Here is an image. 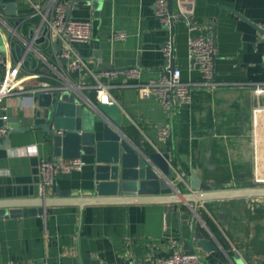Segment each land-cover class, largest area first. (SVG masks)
<instances>
[{
	"label": "crops",
	"instance_id": "0c3cea01",
	"mask_svg": "<svg viewBox=\"0 0 264 264\" xmlns=\"http://www.w3.org/2000/svg\"><path fill=\"white\" fill-rule=\"evenodd\" d=\"M98 1V8L78 2L71 8V16L91 21L90 40L72 46L93 73L118 71L104 82L122 108L120 128L125 136L146 154L170 148L173 182L181 194L198 191L191 188L192 172L208 186L260 184L264 129L262 97L254 84L264 81V0H173L170 10L178 14L174 31L162 25L156 13L158 0ZM0 11L16 24L33 9L28 0H17L16 14ZM25 29L29 31L27 25ZM116 31L126 36L116 38ZM193 35L214 40L218 84L194 86L190 103L166 109L157 96H144L136 84L159 78L171 63L162 50L171 36L174 63L183 79L202 81L189 56ZM8 39L9 34L0 32V50ZM46 42L36 43L50 55ZM16 44L22 50L23 45L11 42L18 57ZM26 64L37 69L38 62L30 55ZM131 67H140L141 75L129 76L125 71ZM71 76L96 83L91 73L72 71ZM84 91L99 103L93 87ZM4 104L0 117H19L22 125L32 124L37 95H12ZM165 126L170 132L162 138ZM46 139L41 128H32L13 132L9 143L0 142V202L55 196L56 186L69 188L74 196L94 194L90 155L81 156L87 162L82 169L58 172L55 183L41 189L40 161L63 158L53 155ZM184 201L173 205L170 218L166 204L160 202L56 204L43 214L0 218V264H149L187 250L200 252L203 264L264 262V197ZM195 227L216 243V250L197 246Z\"/></svg>",
	"mask_w": 264,
	"mask_h": 264
},
{
	"label": "water",
	"instance_id": "95a60500",
	"mask_svg": "<svg viewBox=\"0 0 264 264\" xmlns=\"http://www.w3.org/2000/svg\"><path fill=\"white\" fill-rule=\"evenodd\" d=\"M76 2L99 7L98 0H69L70 10ZM168 3L172 10L173 0H168ZM0 10L11 15L16 14L17 0H0ZM46 32L47 29L44 33ZM44 40L43 36L37 43ZM16 50L20 56L22 51L20 44H16ZM174 67L172 59L170 68ZM37 102L38 109L32 124L22 125L19 117L6 119L0 117V126L9 127L6 135L0 136V142L9 143L13 132L41 128L47 134L46 142L54 156L63 158L92 156L94 194L74 196L69 188L62 189L56 186L55 196L45 195L37 198L38 200L22 203L12 200L1 201L0 218L51 212V207L56 204H75L84 207L87 204L134 202L166 204L170 218L173 205L185 202L184 200L197 204L200 201L264 197L262 184L253 183L229 188L208 186L198 182L193 172L191 188L198 191L181 194L180 188L173 182L170 148L164 152L156 150L148 154L143 153L121 130L122 108L116 102L113 104L100 102L94 107L81 102L79 97L69 90L62 94L40 93ZM169 142L170 139L167 140V143ZM193 233L199 248L207 251L217 249L216 243L207 238L200 227H195Z\"/></svg>",
	"mask_w": 264,
	"mask_h": 264
},
{
	"label": "built area",
	"instance_id": "2783aa9c",
	"mask_svg": "<svg viewBox=\"0 0 264 264\" xmlns=\"http://www.w3.org/2000/svg\"><path fill=\"white\" fill-rule=\"evenodd\" d=\"M28 1L33 9L31 15L17 21L16 24H13L0 11V32L3 36L9 34L10 37L4 44V49L0 50V108L5 106V100L12 95L32 94L38 96L40 93L54 92L62 94L66 90L75 93L81 102L95 107L97 103L85 93L86 87L95 89L99 103H115L116 100L111 95L109 85L104 82V78L113 76L118 71L105 69L96 74L93 73L88 61L76 53L72 46L75 41L90 40L91 21L71 16L69 0L67 2L64 0ZM156 13L164 27L169 30L174 27L178 14L170 10L167 0L157 1ZM26 25L29 27V31L25 29ZM45 29H47L46 33H44ZM43 36L52 57L47 55L44 48L36 43ZM125 36L123 31L114 33L116 38ZM14 39L23 45L21 55L18 57L14 56L11 48V42ZM59 42L62 44L61 48H58ZM162 50L169 61L173 59L175 53L173 36L166 40ZM217 53V46L211 37L193 35L189 39V56L192 64L200 70L202 81L184 80L181 69L177 66L171 69V63H168L159 78L136 85L141 88L144 96H157L166 109L177 104H188L192 101L194 86H215L218 84L214 75ZM30 55L36 58L37 69L26 64ZM72 71L91 73L94 75L96 83L90 85L83 78L75 80L71 76ZM125 72L131 77H138L141 75L142 69L131 67ZM33 81H35L34 84L29 85ZM254 87L262 97L260 116L261 126L264 129V81L256 82ZM1 117L7 118V115ZM8 130V126H0V136H4ZM169 132L168 126L163 127L161 137L166 138ZM86 163L82 157L43 158L39 165L41 189L44 190L48 185L54 184L58 172L80 170ZM101 264L110 263L102 262ZM149 264H203V257L197 250L178 251L158 262ZM256 264H264V262H256Z\"/></svg>",
	"mask_w": 264,
	"mask_h": 264
},
{
	"label": "rangeland",
	"instance_id": "374dc122",
	"mask_svg": "<svg viewBox=\"0 0 264 264\" xmlns=\"http://www.w3.org/2000/svg\"><path fill=\"white\" fill-rule=\"evenodd\" d=\"M256 183H259V182H256ZM260 184L264 185V180H262V181L260 182Z\"/></svg>",
	"mask_w": 264,
	"mask_h": 264
}]
</instances>
